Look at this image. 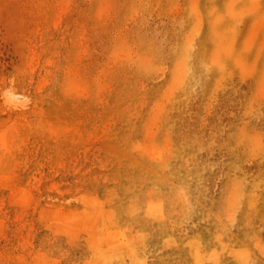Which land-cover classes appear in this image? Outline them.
Returning a JSON list of instances; mask_svg holds the SVG:
<instances>
[{"label":"rangeland","instance_id":"374dc122","mask_svg":"<svg viewBox=\"0 0 264 264\" xmlns=\"http://www.w3.org/2000/svg\"><path fill=\"white\" fill-rule=\"evenodd\" d=\"M192 1L0 0V264H264V0Z\"/></svg>","mask_w":264,"mask_h":264},{"label":"bare ground","instance_id":"6f19581e","mask_svg":"<svg viewBox=\"0 0 264 264\" xmlns=\"http://www.w3.org/2000/svg\"><path fill=\"white\" fill-rule=\"evenodd\" d=\"M190 1H191V3H193L192 0H190ZM203 1H204V0H203ZM208 1H209V0H208ZM231 1H234V0H230V2H231ZM240 1H241V0H240ZM249 1H252V0H249ZM249 1H247V2H249ZM255 1H256V3H257V1H260V0H254V2H255ZM197 2H198V1H197ZM197 2H196V3H197ZM204 2H207V1H204ZM204 2H203V7H205V6H204V4H205ZM210 2H211V1H210ZM230 2H229V0H228V3H229V4H228V3H227V4H228V6H230L229 9L231 10L232 6L230 5ZM234 2H235V1H234ZM234 2H233V3H234ZM242 2H245V1L242 0ZM247 2L245 3L246 5H247ZM191 3H190V4H191ZM222 3H223V2H222ZM233 3H232V4H233ZM238 3H239V2H238ZM256 3H255V4H256ZM227 4H226V5H227ZM236 4H237V3H236ZM236 4H235V6H236ZM243 4H244V3H243ZM249 4H250V3H249ZM249 4H248V5H249ZM258 4H259V3H258ZM194 5H195V4H194ZM196 5H197V7H199L198 4H196ZM262 5H263V4H261V6H262ZM187 6H188V5H187ZM190 6H191V5H189V7H190ZM206 6H208V5L206 4ZM211 6H212V5H211ZM211 6H210V7H211ZM213 6H215V7L217 8L216 5H213ZM213 6H212V8H213ZM223 6H224V5H223ZM239 6H240V5H239ZM239 6H238V7H239ZM256 6H260V5H256ZM134 7H135V6H134ZM189 7H188V8H189ZM192 7H193V6H192ZM195 7H196V6H195ZM243 7H244V6H243ZM263 7H264V5H263ZM138 8H139V7H138ZM140 8H141V7H140ZM206 8H207V7H206ZM225 8H226V7H225ZM233 8H234V7H233ZM240 8H241V6H240ZM240 8H239V9H240ZM253 8H254V7H253ZM141 9H142V8H141ZM198 9H199V8H198ZM198 9H197V10H198ZM207 9H210V8H207ZM207 9L205 10V8H204L203 11H208ZM234 9H235V8H234ZM135 10H136V9H135ZM138 10H139V9H138ZM195 10H196V9H195ZM224 10H225V9H224ZM226 10H227V8H226ZM245 10H246V9H245ZM263 10H264V9H263ZM211 11H212V10H211ZM237 11H238V10H237ZM241 11H242V10H241ZM188 12H189V11H188ZM199 12H200V11H199ZM208 12H209V11H208ZM215 12H216V11H215ZM229 12L232 13V12H234V11L231 10V11H229ZM189 13H191V9H190V12H189ZM192 13H193V12H192ZM206 13H207V12H206ZM210 13H211V12H209V14H210ZM217 13H218V10H217ZM217 13H214V14L212 15V17H216L215 15H217ZM224 13H226V12H224ZM260 13H261V12H260ZM200 14H201V13H200ZM218 14H219V13H218ZM220 14H221V13H220ZM222 14H223V13H222ZM232 14H233V13H232ZM252 14H253V13H252ZM205 15H206V14H205ZM225 15H226V14H225ZM234 15H236V14L234 13ZM234 15H232V16H234ZM240 15H241V14H240ZM240 15H239V18L242 17L244 14L241 15V16H240ZM254 15H256V12H255ZM190 16H191V15H190ZM226 16H229V15H226ZM226 16H225V17H226ZM212 17H211V18H212ZM234 17H235V16H234ZM253 17H254V16H253ZM187 18H188V17H187ZM209 18H210V17H209ZM216 18H217V17H216ZM216 18H215V19H216ZM221 18H222V16H221ZM237 18H238V16L236 17V19H237ZM239 18H238V19H239ZM244 18H245V17H244ZM255 18H256V17H255ZM255 18H254V19H255ZM197 19H198V18H197ZM215 19H214V20H215ZM218 19H219V18H218ZM223 19H224V17H223ZM223 19H221V20H222L221 22H224L225 19H224V20H223ZM229 19H230V18H229ZM232 19H233V17H232ZM240 19H241V18H240ZM242 19H243V18H242ZM199 20H200V19H199ZM188 21H189V20H188ZM197 21H198V20H197ZM201 21H202V20H201ZM215 21H216V20H215ZM218 21H220V20H218ZM225 21H226V20H225ZM235 21H237V20H235V18H234V22H235ZM230 22H231V21H230ZM232 22H233V21H232ZM234 22H233V25H236V24H235L236 22H235V23H234ZM211 23H212V21H211ZM187 24H189V22H188ZM192 24H193V27L196 26L197 31L200 30V24H201V23H198V27H197V25H194V23H191V25H192ZM212 24L214 25V23H212ZM191 25H190V27H192ZM207 25L209 26V24H207ZM215 25H216V24H215ZM225 25H227V29H228V27H229L230 24L228 25V23H227V24L225 23ZM231 25H232V23H231ZM208 26H207V27H208ZM220 26H221V25H220ZM220 26H219V27H220ZM217 27H218V26H217ZM224 27H225V29H226V26H224ZM232 27L234 28V26H232ZM235 27H236V26H235ZM253 27H254V25H253ZM229 28H230V32H231V34H232L231 29H232V30H234V29L231 28V26H230ZM218 29H219V28H218ZM235 29H236V28H235ZM208 30H209V29H208ZM251 30H252V29H251ZM236 31H237V30H236ZM245 31H246V30H245ZM247 31H248V30H247ZM262 31H263V30H262ZM206 32H207V30H206ZM230 32H228V33H230ZM213 33H215V32H213ZM224 33H225V32H224ZM233 33L236 34L235 37H233L234 34H233V36H232L233 38H235V39H233V40L235 41V40H236L237 33H236L235 31H234ZM197 34L199 35V33H197ZM208 34H210V33L208 32ZM205 35H206V34H205ZM205 35H204V36H205ZM223 35H224V34H223ZM258 35H259V34H258ZM210 36H211V35H209V37H210ZM214 36H215V35H214ZM214 36H213V37H214ZM225 36H226V35H225ZM225 36H224V38L227 37V36H226V37H225ZM230 36H231V35H230ZM187 37H188V36H187ZM207 37H208V36H207ZM207 37H206V38H207ZM209 37H208V38H209ZM228 37H229V34H228ZM228 37H227V38H228ZM255 37H256V36H255ZM188 38H189V37H188ZM203 38H204V37H203ZM224 38H223V39H224ZM227 38H226V39H227ZM194 39H195V38H194ZM194 39H193V40H194ZM219 39H220V38H219ZM223 39H222V40H223ZM228 39H230V37H229ZM231 39H232V38H231ZM231 39H230V40H231ZM185 40H186V43H187V47L191 46L192 43L188 45V42H187L188 40H187V39H185ZM206 40H207V39H206ZM206 40H205L204 43H206ZM241 40H242V39H241ZM183 42H184V41H183ZM190 42H191V41H189V43H190ZM193 42H194V41H193ZM216 42H217V40H216ZM216 42H214V43H216ZM223 42H225V41H223ZM230 42H231V41H230ZM263 42H264V41H263ZM263 42H262V43H263ZM209 43H210V42H209ZM209 43H208V44H209ZM211 43H213V42H211ZM225 43H226V42H225ZM227 43H228V41H227ZM231 43H232V42H231ZM236 43H238V42H236ZM217 44H218V43H217ZM263 44H264V43H263ZM126 45H127V44H126ZM184 45L186 46L185 43H184ZM184 45H182V46H183L184 48H187V47H185ZM194 45H195V43H194ZM196 45H197V44H196ZM201 45H202V44H201ZM210 45H211V44H210ZM210 45H209V46H210ZM230 45H231V44H230ZM192 46H193V45H192ZM192 46H191V47H192ZM209 46H208V49H209L210 51H211V49H214V48H215V47H214V48H211L213 45H212L211 47H209ZM234 46H235V43H234ZM176 47H177V46H176ZM193 47H194V46H193ZM201 47H204V46L202 45ZM227 47H228V46H227ZM184 48H183V49H184ZM194 48H196V47H194ZM194 48H193V49H194ZM199 48H200V47H199ZM206 48H207V47H206ZM234 48H235V47H234ZM176 49H177V48H176ZM190 49H192V48H190ZM193 49H192V50H193ZM201 49L204 50L205 48H200V50H201ZM243 49H244V48H243ZM245 49H246V47H245ZM245 49H244V50H245ZM252 49H253V48H252ZM263 49H264V48H263ZM197 50H198V48H197ZM228 50H230V46L228 47ZM231 50H232V49H231ZM233 50H234V49H233ZM145 51H146V50H145ZM177 51H178V49H177ZM177 51H176V52H177ZM181 51H182V48H181ZM181 51H180V52H181ZM183 51H184V50H183ZM185 51H186V49H185ZM198 51H199V50H198ZM210 51H209V52H210ZM234 51H236V50H234ZM250 51H251V50H250ZM130 52H131V51H130ZM146 52H147V51H146ZM187 52H188V49H187ZM200 52H201V51H200ZM203 52H204V51H203ZM209 52H207V55H208ZM223 52H224V51H222V53H223ZM241 52H242V51H241ZM127 53H128V51L126 52V54H127ZM147 53H148V52H147ZM149 53H150V52H149ZM184 53H185V52H184ZM217 53L219 54L218 51H217ZM246 53H247V52H246ZM185 54H186L185 57L190 58V57H189V54H187V53H185ZM204 54H205V52H204ZM215 54H216V53H215ZM220 54H221V53H220ZM224 54H225V52H224ZM257 54H258V53H257ZM127 55H128V54H127ZM133 55H134V54H133ZM176 55H177V54H176ZM187 55H188V56H187ZM205 55H206V54H205ZM226 55H227V54H226ZM226 55H224V56H226ZM148 56H149V55H148ZM179 56H180V54H179ZM197 56H198V55H197ZM201 56H203V55L201 54ZM201 56H200V57H201ZM217 56H218V55H217ZM244 56H245V54H244ZM260 56L262 57V55H260ZM176 57H177V56H176ZM182 57H183V56H182ZM221 57H223V56H221ZM234 57H235V56L232 57V58H233V59H232L233 61H234V59H235ZM240 57H241V56H240ZM130 58H131V57H130ZM150 58H151V57H150ZM224 58H227V56L224 57ZM228 58L230 59V57H228ZM242 58H243V57H242ZM246 58H247V57H246ZM125 59H126V57H125ZM141 59H142V58H141ZM144 59H145V58H144ZM174 59H175V58H174ZM179 59H180V58H179ZM179 59H177V60H179ZM186 59H187V58H186ZM186 59H185V60H186ZM196 59H197V58H196ZM201 59H203V58H201ZM201 59H200V60H201ZM212 59H213V57H212ZM216 59H217V58H216ZM216 59H215V60H216ZM222 59H223V58H222ZM254 59H256V57H255ZM171 60H172V58H171ZM183 60H184V59H183ZM183 60L181 59V61H183ZM188 60H189V59H188ZM188 60H187V61H188ZM194 60H195V58H194ZM204 60H205V59H204ZM209 60H210V59H209ZM224 60H225V59H224ZM224 60H222V63H224V62H223ZM242 60H244V58H243ZM187 61H186V63H185L186 65L183 64L182 66H185V67H186V66H187ZM195 61H196V60H195ZM197 61H198V59H197ZM201 61H202V60H201ZM201 61H200V62H201ZM213 61H214V60H213ZM226 61H227V59H226ZM238 61H239V60H238ZM148 62H149V61H148ZM148 62H147V63H148ZM171 62H173V60H172ZM211 62H212V61H211ZM234 62H235V61H234ZM236 62H237V60H236ZM239 62L242 63V61H239ZM244 62H245V61H244ZM179 63H180V62H179ZM201 63H202V62H201ZM209 63H210V62H209ZM209 63H206V64H209ZM255 63H256V62H255ZM258 63H259V62H258ZM197 64H198V62H197ZM206 64H204V65H206ZM213 64H214V63H213ZM213 64H212V65H213ZM236 64H237V66H236L237 68L241 65V64H239L238 62H237ZM238 64H239V65H238ZM138 65H139V63H138ZM144 65H145V64H144ZM148 65H149V64H148ZM150 65H152V64H150ZM209 65H210V64H209ZM216 65H219V64H216ZM139 66H140V65H139ZM177 66H178V65H177ZM210 66H211V65H210ZM232 66H233V65H232ZM140 67H141V66H140ZM153 67H154V66H153ZM175 67H176V65H175ZM175 67H174V63H173V68L175 69ZM179 67H180V66H179ZM211 67H212V66H211ZM214 67H215V66H214ZM219 67H220V66H219ZM161 68H162V67H161ZM183 68H184V67H183ZM239 68H241V67H239ZM246 68H247V67H246ZM251 68L253 69V67H251ZM155 69H156V68H155ZM157 69H158V68H157ZM157 69H156V71H157ZM208 69H209V66H208ZM216 69H217V67H216ZM216 69H215V70H216ZM249 69H250V68H249ZM256 69H257V68H256ZM260 69H261V68H260ZM158 70H159V69H158ZM182 70H183V69H182ZM182 70H181V71H182ZM174 71H175V70H174ZM174 71H172V72H174ZM177 71H179V70H177ZM184 71H185V70H184ZM184 71H182L181 74H182ZM208 71L210 72L211 70H208ZM222 71H224V70L222 69ZM230 71H231V70H230ZM187 72H188V71H187ZM217 72H219V71L217 70ZM217 72H216V73H217ZM231 72H232V71H231ZM254 72H256V70H255ZM179 73H180V71H179ZM179 73H178V74H179ZM202 73H203V72H202ZM206 73H207V72H206ZM214 73H215V71H214ZM224 73H225V71H224ZM242 73H243V72H242ZM244 73H245V72H244ZM246 73H247V72H246ZM259 73H260V71H259ZM184 74H185V72H184ZM184 74H182V75H184ZM187 74H188V73H187ZM190 74H191V72H190ZM195 74H196V70H195ZM218 74H219V73H218ZM170 75H171V74H170ZM172 75H175V74H172ZM221 75H222V74H221ZM231 75H232V73H231ZM177 76H179V75H177ZM177 76H176L175 78H177ZM189 76H190V75H189ZM191 76H193V75L191 74ZM213 76H214V75H213ZM226 76H227V75H226ZM226 76H224V80H225V77H226ZM232 76H233V75H232ZM256 76H258V75H256ZM202 77H203V75H202ZM250 77H251V76H250ZM193 78H194V77H193ZM212 78H213V77H212ZM215 78H217V77H215ZM215 78H214V79H215ZM220 78H221V77H220ZM222 78H223V77H222ZM222 78H221V79H222ZM263 78H264V76H263ZM179 79H180V76H179ZM182 79H183V78H182ZM208 80H210V79H208ZM216 80H217V79H216ZM214 81H215V80H214ZM220 81H221V80H220ZM210 82H212V80H210ZM210 82H209V85H210ZM215 82H217V81H215ZM221 82H222V81H221ZM263 82H264V81H263ZM181 83H182V85L184 84L183 82H180V84H181ZM219 83H220V82H219ZM219 83H218V84H219ZM214 84H215V83H214ZM220 84H221V83H220ZM171 85H172V84H171ZM178 85H179V84H178ZM178 85H176L177 88H178V87L180 88V87L182 86V85H180V86H178ZM222 85H223V84H221V87H223ZM103 86H104V85H103ZM211 86H212V85H211ZM214 86H215V85H214ZM255 86H256V85H255ZM260 86H261V85H260ZM212 87H213V86H212ZM215 87H216V86H215ZM263 87H264V86H263ZM174 89L176 90V88H173V90H174ZM213 89H214V88H213ZM259 89H260V88H259ZM261 89H263V88H261ZM166 92H167V90H166ZM255 92H256V91H255ZM257 92H258V91H257ZM164 93H165V92H164ZM172 94H173V93H172ZM261 94H262V93H261ZM256 95H257V94H256ZM169 97H170V96H169ZM253 98H254V97H253ZM173 100H174V99H173ZM173 100H172V102H173ZM182 100H183V102H184V99H182ZM252 100H253V99H252ZM169 101H170V100H169ZM169 101H168V102H169ZM174 101H177V100H174ZM246 102H247V101H246ZM246 102H245V103H246ZM170 103H171V102H170ZM162 105H166V104H162ZM246 105H247V104H246ZM159 107H161V106H159ZM245 108H246V107H245ZM158 109H159V108H158ZM171 110H172V109H171ZM244 110H245V109H244ZM163 111L165 112L164 109H163ZM163 111H162V112H163ZM167 111H168V110H167ZM167 113H168V112H167ZM167 113H166L165 115H166L167 117H169V116L167 115ZM149 115H150V114H149ZM158 115H159V114H158ZM163 116H164V115H163ZM166 116H165V117H166ZM30 117H31V116H30ZM158 117H160V116H158ZM149 124H150V123H149ZM36 128H37V127H36ZM235 128H236V127H235ZM237 128H238V127H237ZM243 133H245V131H244ZM243 133H242V134H243ZM20 134H21V133H20ZM244 135H245V136H243V137L246 138V135H247V134H244ZM2 136H3V135H2ZM4 136H5V135H4ZM15 136H16V135H15ZM248 136L251 137L252 135H251V136L248 135ZM144 137H145V136H144ZM12 138H13V136H12ZM12 138H11V139H12ZM22 138H23V137H22ZM146 138L148 139L147 134H146ZM251 138H252V137H251ZM251 138H249V140H251ZM253 138H254V137H253ZM253 138H252V139H253ZM4 139H5V138H4ZM16 139H17V138H16ZM16 139H15V140H16ZM18 139H19V138H18ZM18 139H17V140H18ZM29 139H30V138H29ZM149 139H150V137H149ZM164 139H165V138H164ZM247 139H248V137H247ZM257 139H258V138H257ZM257 139L254 138V140H257ZM23 140H24V139H23ZM136 140H137V139H136ZM145 140H146V139H145ZM254 140H253V141H254ZM258 140H259V139H258ZM4 141H5V140H4ZM8 141H9V140H8ZM10 141L13 142L12 140H10ZM151 141H152V139H151ZM158 141H159V140H158ZM135 142H136V141H135ZM138 142H139V141H138ZM148 142H149V141H148ZM148 142H147V143H148ZM168 142H169V141H168ZM248 142H249V141H248ZM251 142H252V141H251ZM5 143H6V142H5ZM147 143H146V144H147ZM149 143H150V142H149ZM142 144H143V143H142ZM256 144H258V141H257V142L255 141V145H256ZM5 145H7V144H5ZM10 145H11V144H10ZM10 145H9V146H10ZM147 145H149V144H147ZM155 145H156V147H151V148H152V149H155V148L157 149V147H158L159 144H156V143H155ZM166 145H167V143H165L163 147H165ZM170 145H171V144H170ZM138 146H140V145H138ZM142 146H143V145H142ZM142 146H141V147H142ZM151 146H153V145H151ZM130 147H131V146H130ZM147 147H148V146H147ZM254 147H255V146H254ZM3 148H4V147H3ZM142 148L146 149L144 146H143ZM165 148H166V147H165ZM167 148H168V147H167ZM131 149H132V148H131ZM148 149H149V147H148ZM148 149H147V150H148ZM165 150H166V149H165ZM4 151H5V150H3L2 152L4 153ZM8 151H10V150H7V153H8ZM151 151L153 152V150H151ZM162 151L164 152L163 149H162ZM2 152H1V153H2ZM10 152H11V151H10ZM156 152H157V151H156ZM11 153H12V152H11ZM147 153H149V150H148ZM158 153L160 154L159 151H158ZM5 154H6V153H5ZM8 154H10V153H8ZM159 154H158V155H159ZM168 155H169V154H168ZM170 155H171V154H170ZM148 156L150 157L149 154H148ZM153 156H155V155H153ZM0 157H1V156H0ZM11 157H12V156H11ZM157 157H159V156H157ZM168 157H169V156H168ZM7 158H8V157H7ZM166 158H167V157H166ZM0 159H1V158H0ZM3 159H6V158H3ZM3 159H1V160H3ZM12 159H13V161L15 160L14 158H12ZM154 159H155V161H156V158H154ZM157 159H158V158H157ZM161 159H162V158H161ZM161 159H158V160H161ZM164 159H165V158H163L162 160H164ZM150 161H151V160H150ZM14 162H15V161H14ZM33 162L36 163V161H33ZM1 163H2V162H1ZM3 164H6V163L3 162ZM3 164H1V165L3 166ZM7 165H8V163H7ZM5 166H6V165H5ZM160 166H161V165H160ZM8 167H9V165H8ZM36 167H37V166H35V168H36ZM124 167H125V166H124ZM38 169H39V168H38ZM9 170H10V169H9ZM130 170H131V169H130ZM140 170H141V169H140ZM156 170H157V169H156ZM161 170H162V169H161ZM3 171H4V170H3ZM127 171H128V170H127ZM4 172H5V171H4ZM7 172H8V171H7ZM128 172H130V171H128ZM128 172H127V173H128ZM1 173H2V172H1ZM125 173H126V172H125ZM127 173H126V174H127ZM2 174H3V173H2ZM129 174H132V171H131V173H129ZM143 174H144V173H143ZM3 175H4V174H3ZM3 175H2V176H3ZM26 175H27V174H26ZM26 175H25V176H26ZM44 175H45V174H44ZM136 175H138V174H136ZM28 176H29V175H28ZM45 176H46V175H45ZM133 176H134V175H133ZM150 176H152V175H150ZM144 177H145V176H144ZM21 178H22V177H20L19 180H21ZM150 178H151V177H150ZM150 178H149V179H150ZM22 179H23V178H22ZM26 179H27V177H26ZM126 180H127V179H126ZM159 180H160V179H159ZM21 181H22V180H21ZM25 181H26V180H25ZM148 181H149V180H148ZM157 182H158V181H157ZM160 182H161V181H160ZM163 182H164V181H163ZM163 182H162V183H163ZM146 183H147V182H146ZM146 183H145V184H146ZM152 183H155V179L153 180ZM21 184H23V183H21ZM155 184H157V183H155ZM159 184H160V183H159ZM23 185H24V184H23ZM158 186H161V185H158ZM146 187H147V186H146ZM235 189H236V188H235ZM235 189L233 190L232 193H234ZM35 191H36V190H35ZM95 191H96V190H95ZM134 191H135V190H134ZM135 192H136V191H135ZM140 192H141V191H140ZM144 192H145V191H144ZM169 192H171V191H169ZM131 193H132V192H131ZM150 193H151V192H150ZM121 194H122V193H121ZM127 194L130 195L129 192H128ZM170 194H173V193H170ZM40 195H41V194H40ZM164 195H165V194H164ZM139 196H140V195H139ZM120 197H121V196H120ZM167 197H168V196H167ZM52 198H53V197H52ZM170 198H171V197H170ZM43 199H44V198H43ZM115 199H116V197H115ZM150 199H151V198H150ZM152 199H153V198H152ZM171 199H172V198H171ZM171 199L167 200V202H170V201L173 202V200H171ZM161 200L163 201V199H161ZM191 200H192V199H191ZM165 202H166V201H165ZM261 202H262V201H261ZM150 203H152V202H150ZM162 203H163V202H162ZM223 203H224V202H223ZM96 204L98 205V202H97ZM159 204H160V203H159ZM165 204H166V203H165ZM165 204H164V205H165ZM177 204H178V203H177ZM165 206H166V205H165ZM222 206H223V205H221V207H222ZM249 206H250V204H249ZM173 207H174V206H173ZM37 208H38V207H37ZM122 208H123V206H122ZM250 208H251V207H250ZM104 210H105V209H104ZM104 210H103V211H104ZM110 210H111V209H110ZM122 211H123V210H121V212H122ZM149 211H150V213L155 212V211H156V212H157V211H158V212H161V211H163V209H161V206H160V205H158V207H155V206L153 205V206H150V207H149ZM221 211H222V210H221ZM107 212H108V211H107ZM109 212H110V211H109ZM113 212H114V210H113ZM158 212H157L156 214H158ZM108 214H109V213H108ZM108 214H107V215H108ZM115 214H116V213H115ZM118 214H119V213H118ZM161 214H162V213H161ZM165 214H166V213H165ZM168 214H169V213H168ZM168 214H167V215H168ZM254 214H255V213H254ZM113 215H114V214L112 213V215L109 216V217L111 218ZM131 215H132V214H130V216H131ZM149 215H150V214H149ZM116 216H117V215H116ZM121 216H122V215H121ZM133 216L136 217V216H138V215H133ZM87 217H88V216H87ZM103 217H104V216H103ZM107 217H108V216H106L105 219H107ZM138 217H139V216H138ZM155 217H156V215H155ZM162 217H163V216H162ZM114 218H115V217H114ZM163 218H164V217H163ZM163 218H162V219H163ZM176 218H178V217H176ZM105 219H104V220L102 219V220H103L102 222L107 221V220H105ZM135 219H138V218H135ZM147 219H148V218H147ZM159 219H161V218L159 217ZM258 219H259V217H258ZM140 220H141V219H140ZM140 220L138 219V221H140ZM142 220H143V219H142ZM93 221H94V220H93ZM116 221H117V220H116ZM132 221H133V222L136 221V220H134V217H133V220H132ZM132 221H131V222H132ZM78 222H79V221H78ZM140 222H141V221H140ZM140 222H139V223H140ZM157 222H158V220L156 221V223H157ZM176 222H177V220H176ZM260 222H262V221H260ZM83 223H84V222H83ZM91 223H92V222H91ZM99 223H100V220H99ZM135 223H136V222H135ZM145 223H146V221H145ZM158 223H159V222H158ZM178 223H179V221H178ZM109 224H111V223H109ZM118 224H119V223H118ZM120 224H121V223H120ZM148 224H150V223H148ZM73 225H74V224H73ZM84 225H85V224H84ZM92 225H93V223H92ZM100 225L102 226V223H101ZM100 225H99V226H100ZM111 225H112V224H111ZM137 225H138V224H137ZM68 226H69V224H68ZM101 226H100V227H101ZM114 226H115V225H114ZM118 226H119V225H118ZM140 226L143 228L142 225H140ZM140 226H139V227H140ZM147 226H149V225H147ZM147 226H146V227H147ZM150 226H151V225H150ZM70 227L72 228L71 225H70ZM78 227H79V226H78ZM109 227H110V226H109ZM146 227H145V228H146ZM79 228H80V227H79ZM82 228H83V227H82ZM76 229H77V228H76ZM80 229H81V228H80ZM83 229H84V228H83ZM92 229H93V228H92ZM97 229H98V228H97ZM99 229H101V228H99ZM104 229H105V228H104ZM126 229H127V227H126ZM159 229H160V228H159ZM74 230H75V228H74ZM77 230H78V229H77ZM86 230H88V229H86ZM124 230H125V229H124ZM140 230H141V229H140ZM140 230H138V231H140ZM163 230H164V229H163ZM88 231H89V230H88ZM104 231H105V230H104ZM130 231H131V230H130ZM77 232H78V231H77ZM100 232H101V231H100ZM122 232H123V230H122ZM161 232H162V231H161ZM88 233H89V232H88ZM116 233H117V232H113V233H111L110 237H114ZM90 234H92V233H90ZM104 234H105V233H104ZM102 235H103V234H102ZM119 235H120V233L118 232V236H119ZM122 235H123V234H122ZM124 235H125V234H124ZM133 235H134V234H133ZM92 236H93V235H92ZM165 236H166V235H165ZM93 237H94V236H93ZM93 237H92V238H93ZM95 237H96V236H95ZM131 237H132V236H131ZM124 238H125V237H124ZM129 238H130V237H129ZM102 239H103V238H102ZM102 239H99V240H102ZM113 239H114V238H113ZM123 240H124V239H123ZM128 240H129V239H128ZM124 241H125V240H124ZM163 241H164V240H163ZM163 241H162V242H163ZM119 242H120V241H119ZM148 242H149V241H148ZM165 242H167V241H165ZM97 243H98V242H96V244H97ZM125 243H126V242H125ZM149 243H150V242H149ZM181 243H182V242H181ZM115 244H116V243H115ZM146 244H147V243H146ZM129 245H130V244H129ZM129 245H128V246H129ZM148 245H149V244H148ZM231 245H232V244H231ZM151 246H152V245H151ZM111 247H112V246H111ZM143 248H144V247H143ZM145 248H146V247H145ZM105 249H106V248H105ZM106 250H107V249H106ZM104 251H105V250H104ZM118 251H119V250H118ZM129 251H131V250L129 249ZM133 251H134V250H133ZM136 251H137V250H136ZM145 251H147V250H145ZM150 251H151V250H150ZM152 251H153V250H152ZM133 255H134V253H133ZM141 256H143V255H141ZM136 257H137V256H136ZM144 257H145V256H144ZM137 258H138V257H137ZM139 259H140V258H139ZM141 260H142V259H141ZM144 261H145V260H144ZM242 262H243V261H242Z\"/></svg>","mask_w":264,"mask_h":264}]
</instances>
